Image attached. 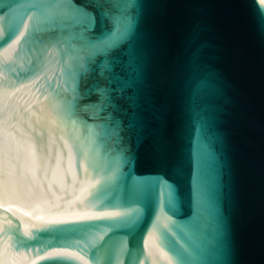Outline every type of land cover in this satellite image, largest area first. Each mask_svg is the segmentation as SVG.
<instances>
[{
    "label": "water",
    "instance_id": "water-1",
    "mask_svg": "<svg viewBox=\"0 0 264 264\" xmlns=\"http://www.w3.org/2000/svg\"><path fill=\"white\" fill-rule=\"evenodd\" d=\"M109 7L0 0V264H264V0Z\"/></svg>",
    "mask_w": 264,
    "mask_h": 264
},
{
    "label": "snow or ice",
    "instance_id": "snow-or-ice-1",
    "mask_svg": "<svg viewBox=\"0 0 264 264\" xmlns=\"http://www.w3.org/2000/svg\"><path fill=\"white\" fill-rule=\"evenodd\" d=\"M98 5L106 4L110 5L109 8L102 10L100 16L104 20L103 27L100 28L98 35L89 41V47L92 49V55H104L108 56L112 52L122 48L126 42H128L134 35L138 28L136 17L132 14V9L136 7V0H94ZM77 14H83L88 16L89 30L96 31V17L95 15L88 14L86 10L81 12L77 9ZM105 70L111 71L112 65L109 61H106L103 65ZM206 86L204 81L195 83L192 90V99L195 103L196 97L199 96L202 89ZM108 90H102L101 94L104 100H110V96L107 94ZM104 119L113 120L111 114ZM201 129L203 124L200 125ZM103 128H107L108 125H102ZM112 133L119 138L120 122L115 121V126L112 128ZM167 187V186H166ZM190 253L186 249H181V255H189Z\"/></svg>",
    "mask_w": 264,
    "mask_h": 264
}]
</instances>
